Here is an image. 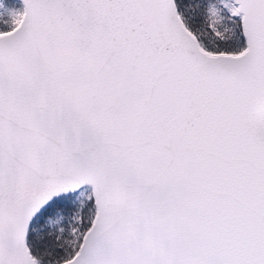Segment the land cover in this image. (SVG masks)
<instances>
[{"label": "snow or ice", "instance_id": "6c2138e0", "mask_svg": "<svg viewBox=\"0 0 264 264\" xmlns=\"http://www.w3.org/2000/svg\"><path fill=\"white\" fill-rule=\"evenodd\" d=\"M0 264H264V0H0Z\"/></svg>", "mask_w": 264, "mask_h": 264}]
</instances>
